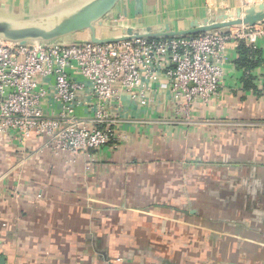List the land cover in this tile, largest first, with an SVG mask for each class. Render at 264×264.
<instances>
[{"label":"crops","instance_id":"crops-1","mask_svg":"<svg viewBox=\"0 0 264 264\" xmlns=\"http://www.w3.org/2000/svg\"><path fill=\"white\" fill-rule=\"evenodd\" d=\"M250 1L120 0V27L100 34L184 31L211 10L264 2ZM20 2L0 0V15L65 0ZM247 48L254 67H236L229 45L220 96L187 123L161 92L144 109L122 97L116 147L55 155L41 138H0L2 264H264V38Z\"/></svg>","mask_w":264,"mask_h":264},{"label":"built area","instance_id":"built-area-1","mask_svg":"<svg viewBox=\"0 0 264 264\" xmlns=\"http://www.w3.org/2000/svg\"><path fill=\"white\" fill-rule=\"evenodd\" d=\"M264 22L168 39L46 46L0 40V138L71 155L117 146L123 96L144 108L164 92L176 118L221 93L229 45L255 48Z\"/></svg>","mask_w":264,"mask_h":264},{"label":"water","instance_id":"water-1","mask_svg":"<svg viewBox=\"0 0 264 264\" xmlns=\"http://www.w3.org/2000/svg\"><path fill=\"white\" fill-rule=\"evenodd\" d=\"M66 1V0H65ZM74 0L61 3L40 14H30L20 18L0 15V40L20 45L38 43L46 46L76 44H107L130 39H168L210 33L219 30L228 32L232 28L253 26L264 22V2L248 5L233 13L211 10L205 18L193 21L189 29L173 31L165 26L163 31L150 27L123 28L121 34L103 37L101 30H115L119 23L112 12L120 0H84L73 4ZM69 3V6H66ZM65 4V5H64ZM73 4V5H72ZM110 18L105 23L104 19ZM86 32V39H76V34ZM3 260L0 258V264Z\"/></svg>","mask_w":264,"mask_h":264},{"label":"trees","instance_id":"trees-1","mask_svg":"<svg viewBox=\"0 0 264 264\" xmlns=\"http://www.w3.org/2000/svg\"><path fill=\"white\" fill-rule=\"evenodd\" d=\"M237 50L239 58L236 60L235 66L239 69L244 68V70L254 67L253 61L255 60L257 53L253 49L247 48L243 43L238 45ZM245 83H249V80Z\"/></svg>","mask_w":264,"mask_h":264},{"label":"rangeland","instance_id":"rangeland-1","mask_svg":"<svg viewBox=\"0 0 264 264\" xmlns=\"http://www.w3.org/2000/svg\"><path fill=\"white\" fill-rule=\"evenodd\" d=\"M15 1H17V0H15ZM19 1H21L20 3H22V2L24 3V1H26V0H19ZM66 1H69V0H66ZM66 1H65V2H66ZM82 1H84V0H74V1H73V4H74V5H75L76 3L79 4V3H81ZM254 1H255V0H251L250 2H254ZM65 2H64V3H65ZM73 4H72V5H73ZM64 5H65V4H64ZM66 6H69V3H67ZM57 7H58V6H57ZM112 15H113V13H112ZM113 17H114V16H113ZM121 17H122V16H121ZM119 18H120V16H119ZM110 21H111L110 18H106V19H104V22H105V23H108V22H110ZM105 34H106V33H105ZM106 35H107V34H106Z\"/></svg>","mask_w":264,"mask_h":264}]
</instances>
